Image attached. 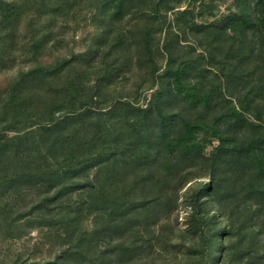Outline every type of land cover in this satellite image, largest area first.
<instances>
[{"label": "trees", "instance_id": "1", "mask_svg": "<svg viewBox=\"0 0 264 264\" xmlns=\"http://www.w3.org/2000/svg\"><path fill=\"white\" fill-rule=\"evenodd\" d=\"M178 6L0 0V243L49 244L0 264H264V0L174 29Z\"/></svg>", "mask_w": 264, "mask_h": 264}, {"label": "rangeland", "instance_id": "2", "mask_svg": "<svg viewBox=\"0 0 264 264\" xmlns=\"http://www.w3.org/2000/svg\"><path fill=\"white\" fill-rule=\"evenodd\" d=\"M174 2H179L178 8L173 9L172 11H169L166 14V22L172 24V28L178 29L183 28L182 25L187 26L190 21H193L195 23H214L217 21H220L222 18L226 17L230 13L234 11V1L235 0H173ZM176 21V22H175ZM175 23V25H174ZM165 29L159 34H156V36H159L160 38L159 43H161L163 36H164ZM94 33L93 27L86 23L85 26L78 30L76 33V38L74 39V42L71 41L70 46H75L76 52H81L84 49H86L87 44L89 43V38ZM189 32L187 31V34ZM190 35V34H188ZM65 41L69 42L70 40V33L66 34L64 36ZM159 59V63H163V60L161 58ZM163 65V64H162ZM11 74V72L6 73L5 75H1L0 79H4L5 77H8ZM121 84L118 86H122V84L125 87H128L131 81L128 83H125L124 81L120 82ZM151 96V92H146L142 95L140 99V105L144 106L148 99ZM200 142L203 145V152L204 155H208L209 152L213 147L217 145V141L209 136V134H201L199 136ZM195 181H191L189 184L185 185L180 192L178 193V204L175 210L172 212L171 217L169 218L171 223L176 224L177 227L184 229L186 224V218L189 213V208L185 206L184 203H182L185 194L190 186L195 185ZM205 181V179H203ZM24 237L20 240H14V241H8L5 243H0V260L3 259H10L15 255H20L22 257L29 255L32 253V255H36L38 258H46L49 254V244L47 242H43L41 240V235H39V232L37 231V228L34 226L27 227L24 230ZM39 250L37 251H31L33 248H37Z\"/></svg>", "mask_w": 264, "mask_h": 264}]
</instances>
